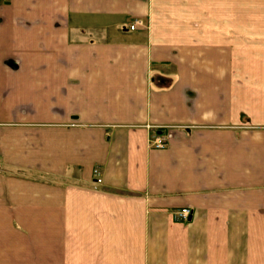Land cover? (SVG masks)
<instances>
[{"label":"crops","instance_id":"crops-1","mask_svg":"<svg viewBox=\"0 0 264 264\" xmlns=\"http://www.w3.org/2000/svg\"><path fill=\"white\" fill-rule=\"evenodd\" d=\"M203 4L0 1V264H264V0Z\"/></svg>","mask_w":264,"mask_h":264},{"label":"rangeland","instance_id":"rangeland-1","mask_svg":"<svg viewBox=\"0 0 264 264\" xmlns=\"http://www.w3.org/2000/svg\"><path fill=\"white\" fill-rule=\"evenodd\" d=\"M203 5V21L194 26H201L220 39L231 40V0H204Z\"/></svg>","mask_w":264,"mask_h":264},{"label":"built area","instance_id":"built-area-1","mask_svg":"<svg viewBox=\"0 0 264 264\" xmlns=\"http://www.w3.org/2000/svg\"><path fill=\"white\" fill-rule=\"evenodd\" d=\"M1 1H7V0H1ZM146 23L141 19H134L128 26L129 30H133L136 27H146ZM160 129V128H157ZM167 135L166 134H157L153 133L149 136L148 143L149 146L153 148H163L167 145ZM96 169L94 170V173H96ZM99 182L100 180L97 179ZM191 215V210L189 208H181L177 210V212L174 214L175 219L179 221H185L189 218Z\"/></svg>","mask_w":264,"mask_h":264},{"label":"flooded vegetation","instance_id":"flooded-vegetation-1","mask_svg":"<svg viewBox=\"0 0 264 264\" xmlns=\"http://www.w3.org/2000/svg\"><path fill=\"white\" fill-rule=\"evenodd\" d=\"M1 1V0H0ZM2 2H5V1H2Z\"/></svg>","mask_w":264,"mask_h":264}]
</instances>
